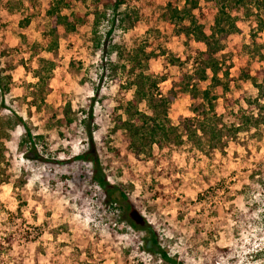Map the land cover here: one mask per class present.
Returning <instances> with one entry per match:
<instances>
[{"label": "rangeland", "instance_id": "374dc122", "mask_svg": "<svg viewBox=\"0 0 264 264\" xmlns=\"http://www.w3.org/2000/svg\"><path fill=\"white\" fill-rule=\"evenodd\" d=\"M50 1L0 0V78L4 83L10 77L9 92L0 91V102L5 104L0 116L3 111L21 116L32 133L48 137L52 151L62 149L58 159L68 160L86 148L88 139L79 120L87 122L90 114L93 143L108 183L125 192L132 210L122 211L118 202L106 204L99 188L88 181L75 190L67 176L76 170V163L33 167L17 151L22 131L16 127L6 142L12 166L9 184L0 185V240L11 230L7 211L18 207L27 224L42 227L44 235L39 244L13 245L3 251L0 264H202L213 247L229 250L217 264H264V175L250 176L259 165L264 170V126L233 139L224 137L216 148L208 147L199 134L201 144L154 148L149 157L125 154L122 133L113 130L118 87L108 78L98 82L101 56L93 49L90 30L93 0H61L62 14L86 16L87 23L75 33L59 29L57 47L48 52L43 35L51 28L46 14ZM169 1L131 0L128 12H136L140 19L132 27L130 21L118 24L112 34L114 44L134 45V40L145 42L146 52H165L149 62L147 71L167 75L168 80L158 86L163 95L179 75L174 67L165 66V58L184 59L191 48H203L177 36L165 21ZM192 1L198 3L192 15L211 26L215 16L211 2ZM247 1L245 8L228 4L238 31L222 42L220 53L230 67L227 97L236 102L257 95L249 82L239 78V68L248 65L252 72L264 68V59L250 60L241 49L252 46L253 40L264 45V28L256 31L257 22L264 21V0ZM177 6L182 9L184 3L180 0ZM125 11V6L118 10ZM108 30L103 24L99 32L103 36ZM110 58L118 59L116 53ZM39 60L53 68L47 71L48 65H39ZM36 72L44 78L39 87ZM131 96L129 91L127 97ZM198 104L188 95L174 99L168 108L169 125L180 126ZM139 108L146 110L144 104ZM216 112L225 113L222 100L217 101ZM65 113L78 127L60 128L64 134L60 139L56 124ZM115 150L121 151L120 157ZM86 190L90 195L82 196ZM130 220L153 228L168 260L143 249L146 234L131 229Z\"/></svg>", "mask_w": 264, "mask_h": 264}, {"label": "trees", "instance_id": "16d2710c", "mask_svg": "<svg viewBox=\"0 0 264 264\" xmlns=\"http://www.w3.org/2000/svg\"><path fill=\"white\" fill-rule=\"evenodd\" d=\"M131 0H93V20L90 25L92 46L95 51L100 53V64L102 71L98 82L103 78L111 79L118 87L115 98L114 131L122 133L125 154L133 157H149L152 150L157 148L161 150L165 147H180L184 143L195 141L201 144L199 134L208 147L216 148L222 143L224 137L236 138L240 133L249 132L251 128L259 129L264 126V68L252 72L251 68L241 66L239 68V78L242 81L249 82L257 91L255 98L241 100L243 105L227 97L230 90V67L225 66V62L220 56L223 50L222 42L231 34L238 31L236 21L228 11V4L245 8L247 0H207L211 2L215 9V16L211 26L201 24L198 17L192 15V11L198 7V3L192 0H181L184 7L179 9L177 3L180 0L167 2L166 11L163 14L165 21L171 25L177 36H181L189 42L202 45V49L191 48L184 59L174 58L173 56L165 58V66L174 67L179 75L174 79L167 95L159 92L158 86L168 80L167 75L149 74V62L165 55L162 51L155 54L152 50L146 52L145 42H135L134 45L114 44L112 34L118 24L124 21H130V26H134L140 19L136 12H128ZM61 0H51L47 6L46 14L50 18L51 28L43 35L45 49L51 52L57 47L58 30L65 33H75L87 22L86 16L80 14L64 15L61 12ZM125 6L127 11L119 13L120 7ZM189 7V8H188ZM135 16V22L131 21V16ZM188 22L187 25H183ZM28 23V20L25 21ZM257 30L264 28V21L260 19ZM109 26V30L101 36L99 29L101 25ZM119 25V26H120ZM103 38V39H102ZM241 49L250 59H264V45H259L255 40L252 46H243ZM116 53L117 60L113 62L110 55ZM43 60H39V65L43 66ZM48 65L47 71L53 68V64ZM39 87L43 82V76L34 73ZM0 78V91L4 94L9 92L8 83L10 77ZM207 83L203 87L202 84ZM132 91V96L127 97V93ZM95 95H98L96 92ZM188 95L192 101H200V104L193 106V116L182 120L180 126L173 127L169 125L168 108L170 103L179 96ZM223 101L225 113L222 115L216 112V103ZM140 104H144L146 110L141 111ZM234 105H238L234 109ZM4 102H0V111L4 108ZM120 112V116L116 113ZM10 113V114H6ZM4 112L0 116V185L9 184L11 174L9 169L12 166V156L6 147V142L11 139V133L16 127L21 128L22 135L16 144L17 151L22 153L24 159L33 167L43 166L51 169L54 165H70L76 163V170L69 171L67 176L74 189L88 181L99 188L100 194L106 204L112 206L117 202L123 204L122 211L129 213L132 210V204L128 200L125 192L120 187L108 183V175L105 174L100 158L97 154L96 146L93 143L90 123L92 116H87V122L79 120L83 124L87 135L86 148L82 149L75 156L68 160H60L58 156L62 149L52 151L48 137L45 134H34L28 128L26 122L21 116L13 112ZM58 137L61 139L64 134L60 128L68 131H74L78 127V122L71 118L67 113L62 118L57 119ZM185 136L186 141L182 140ZM83 143V142H82ZM120 150L114 153L120 157ZM25 169V168H24ZM25 177V172L22 171ZM264 170L261 165L255 168L250 176L263 177ZM25 182V180H23ZM23 182V183H24ZM88 196L90 193L86 190L82 196ZM8 225L11 230L7 231L0 240V256L3 251L9 250L13 245H23L27 243H41L44 235V229L40 226L27 224L20 214V208L14 212L7 211ZM128 226L135 231H142L146 234L143 242V249L153 256H159L161 260H168L158 244V238L153 228L146 224L139 226L135 221H128ZM229 253L227 248L213 247L204 254L202 264H217ZM173 264H176L173 262ZM184 264V263H177Z\"/></svg>", "mask_w": 264, "mask_h": 264}]
</instances>
